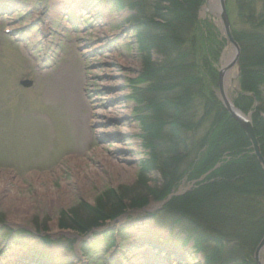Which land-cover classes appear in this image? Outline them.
Returning a JSON list of instances; mask_svg holds the SVG:
<instances>
[{"label": "rangeland", "instance_id": "374dc122", "mask_svg": "<svg viewBox=\"0 0 264 264\" xmlns=\"http://www.w3.org/2000/svg\"><path fill=\"white\" fill-rule=\"evenodd\" d=\"M121 1L125 10L111 7V0H0V264H200L198 256L187 259L181 250L173 247L176 241L170 243L169 236L162 230L158 234L153 229L150 215L159 208L165 209L171 199L184 196L181 192H187L191 183L185 178L177 181L173 174L166 175L167 178H163L169 181L166 185L175 186H169L167 199L156 204L147 198L150 190L165 192L162 174L168 173L170 166L166 169L162 163L170 155L156 154L154 161L148 159L151 151L144 148L138 137L140 127L132 117L133 86L128 83L136 78L145 81L146 72L150 74L160 67L166 69L168 61L177 63L173 46L186 50L184 45L175 43L178 23L174 25L172 0L160 3L158 10L162 18L151 21L159 31L149 33L153 43L148 46V59L145 55L144 59L139 57L132 34H127L123 27L128 26L129 4L140 3L144 8L142 16L148 19L157 1ZM206 1L191 18L194 25L204 22L209 35L206 43L215 52L209 67L211 71L201 68L200 77L206 79L211 89L217 70L227 65L230 70L227 96L238 101L241 96L251 99L252 110L240 111L252 124V115L257 111L260 115L264 104L252 93H241V64L252 66L250 70L260 73L264 66L258 58L264 52H251L247 57L251 61L241 62L243 46L237 42V36L264 33L254 28L264 0H225L235 48L226 41L225 27L215 4L208 7ZM209 1L216 3L217 0ZM260 29L264 31V25ZM6 31L13 34L4 35ZM203 48L204 44L200 52ZM236 48H239L238 53ZM193 57L194 53L189 61ZM253 61H256L254 65ZM25 79L33 81L32 88L23 89L18 85ZM225 79L224 74L226 85ZM199 81L198 87L206 88L200 85V78ZM261 92L260 99L264 100V85ZM143 97L157 105L161 103L154 100L167 99L164 94L155 97L152 92ZM246 102L249 104L248 100ZM169 110L170 117L173 111ZM141 111L145 116L144 124L161 119L157 116L154 120L145 109ZM174 119L176 121V116ZM174 125L179 129L176 123ZM206 129V126H198L196 130H181L180 137H188L191 148ZM239 130L249 144L240 155L250 154L253 160L243 165L246 171L233 173L231 180L235 184L250 180L254 172L249 170L254 164L257 170H264L244 130ZM253 132L264 159V146L254 128ZM260 135L264 134L260 132ZM143 141L152 142L148 137ZM205 143L203 139L201 144ZM170 163L174 166L175 162ZM192 182L195 185V181ZM207 184L209 188L216 186V183ZM207 195L208 199L198 202L200 205L218 204ZM142 199L149 202L142 211L134 212L136 202ZM17 202L23 206H17ZM113 210L125 213L116 218L117 222L110 220L112 223L107 222L104 227L113 231L116 241L115 248L108 251L109 243L103 241L106 233L95 232V236L87 237L80 233L84 232L81 229L89 223L88 219L91 223L95 216L105 220L116 214ZM74 213L81 226H77ZM65 221L71 222L73 227L61 229L60 222ZM5 227L14 232L27 229L33 235L40 234L35 237L39 240L48 236L54 244H40L38 240L25 237L17 238L18 244H7ZM121 228L124 235L119 232ZM77 234L81 236L78 242L69 245ZM263 239L264 236L260 242ZM259 243L249 253L250 263L254 261L252 256ZM24 252L29 257L24 258ZM241 253L245 251L237 255L241 257ZM238 256H221L218 263L233 264ZM260 259L264 264V247Z\"/></svg>", "mask_w": 264, "mask_h": 264}, {"label": "trees", "instance_id": "16d2710c", "mask_svg": "<svg viewBox=\"0 0 264 264\" xmlns=\"http://www.w3.org/2000/svg\"><path fill=\"white\" fill-rule=\"evenodd\" d=\"M156 1L153 9L154 13L149 16L151 18L146 19L145 15L134 19L139 50L145 55L146 59L149 58L148 46L153 43L149 33L159 31L157 25L152 24L151 21L162 18L159 15L160 8L158 7L164 0ZM117 2L120 4L119 0ZM201 2L202 0H183L181 3L179 0H172V13L175 16L174 25L178 23L177 33H174L175 43L176 46L184 45L186 50L183 51V54L175 53L177 58H179V64L168 61L166 62L168 63V66L165 67L166 69L160 67L149 72L150 74L146 72L145 81H140L147 82L150 85L144 89V93L152 92L155 97L159 94L167 96V99L163 97L164 102H161L159 98L154 100L160 102L161 105H157L155 102L151 104V102L148 103V100H146V106L154 113V120L157 116H160L161 119L159 121L156 119L148 125L142 124L143 130L146 131L149 137L165 145V147L160 146L161 151L159 154L170 155L167 157L168 162L167 159H164V163H162L166 169L170 166L168 168L169 172L162 174V179L167 178L166 175L173 174L174 178L177 177V181L181 178H185L188 182L195 181L194 188L182 197L171 199L169 204L164 207L163 213L173 220L175 228L181 230L180 234L185 237V240L181 242L184 246L193 239L197 252L206 254L211 247L219 248V253L214 249L211 254L206 256V264H212L214 260H217L220 250H227L235 256H238V252L245 251V253L240 255L242 260L249 258V253H252L254 246L264 236V175L261 170H257V166L255 167L254 164L250 170L248 169L250 173L254 172L249 181L241 182L240 180L238 184L232 182L233 173L235 175L242 170L246 171V167L243 165L253 160V156L250 157V154L245 157L240 155L242 151L248 148V141L244 135L239 134L240 127L229 117L213 93H210V97L201 99L196 95L192 87V85L198 84V79L202 73L201 68L206 72L211 71L209 67L213 61L212 55L215 54L206 43L209 40V35L205 31L204 22H197L194 25L191 20ZM257 19L254 28L263 33L264 31H261L260 28L264 25V8H262L261 14ZM241 34V37L237 36V42L239 44L242 43L241 46H243L241 62L251 61L247 58L251 52H264V33L250 34L253 37ZM202 44H204V48L200 52ZM173 49L178 50L174 46ZM193 53L194 57L191 61L194 62H191L189 61L191 58L190 54L193 55ZM258 59L261 60V66H264L262 64L264 54ZM255 62L251 63L254 65ZM250 67L252 68V66H243L241 64V93H252L258 101L264 104V100L260 99L261 86L264 85V79H262L264 78V70H260V73H258L256 70H250ZM180 77L184 78V82L178 84V78ZM174 92H177L178 95L175 96ZM246 97L241 96L239 101L233 100L235 106L245 113L252 110L250 106L251 99ZM246 100L249 101V104H247ZM174 104L176 107H174ZM262 106L261 116L257 115L258 111L252 115V125L255 133H257L259 142L264 146V135H260V132L264 134V105ZM169 109L173 111L170 117ZM174 116H176V121ZM174 123L178 125L179 129ZM198 126H206V132L203 137L193 141L194 146L189 148L188 137L182 136L181 138L180 132L181 130L187 132L192 128L196 130ZM229 132L233 134L231 135ZM235 133H237V136H235ZM203 139L204 141L206 140L204 145L201 144ZM147 145L149 147L151 143L148 142ZM244 153L246 154L247 151ZM150 155L152 160L158 157V155L153 153ZM169 161H174V166L171 163L169 164ZM176 161L179 164H176ZM217 165H219L218 168H215ZM226 174L231 176L228 177ZM202 177H204L203 180L197 182ZM217 178L218 181H216ZM167 181L168 179H163L164 193L148 190L147 198L152 199L151 201H154V203H161L171 191L169 186L175 187L170 184L167 186ZM207 183H216V186L209 188ZM207 194H210L218 203H208L212 211H217V214L209 220L206 219L209 212L203 213L202 209L188 201V199H195L197 202L202 203L201 201L208 199L205 198ZM210 195L207 196L211 198ZM214 199L211 198V201ZM142 200L136 202L133 210L144 208L149 202L146 199ZM190 208H195L196 211L193 212ZM115 212L116 214L113 216L109 215L105 220L95 216V221L91 223L92 220L88 219L89 223L85 227L82 226L81 230L88 232L96 227H101L107 221H115L117 217L125 213L124 210H113V213ZM73 215L76 216L75 213ZM76 217L77 226H81L78 223V215ZM218 218L221 219L220 222L217 221ZM70 227H73L71 222H60L61 229H69ZM76 229L77 227H75ZM233 230H235L234 233L231 232ZM210 238L213 243L203 244L206 239ZM251 262L254 264L253 261Z\"/></svg>", "mask_w": 264, "mask_h": 264}, {"label": "bare ground", "instance_id": "6f19581e", "mask_svg": "<svg viewBox=\"0 0 264 264\" xmlns=\"http://www.w3.org/2000/svg\"><path fill=\"white\" fill-rule=\"evenodd\" d=\"M181 3L183 2V0H179ZM206 5L207 4V1L206 0H204V1H202L201 3H200V5L198 6V9H199V7L202 5ZM215 4V6H216V8H217V13H218V9H219V4L218 3H215V2H213V1H209L208 0V7L209 6H211V5H214ZM204 5V6H205ZM225 7H226V4H225ZM197 9V10H198ZM174 52L175 53H177V54H183L184 52H183V50H180V49H178V50H174ZM177 54H175V58H176V64H179L180 63V61H178V59L179 58H177ZM191 55V57H192V54H190ZM225 66V65H224ZM223 67V66H222ZM229 75H230V70L228 71V73H227V75H226V85H225V90L226 89H229L228 88V85H227V83L229 82ZM183 77H180V78H178V84H181L182 82H184L183 81ZM200 80H201V84L200 85H206V88H201V87H198V84H199V79H198V84L197 85H192V87H193V89H194V91H195V93H196V95H198L201 99L202 98H207V97H210V93H213V95H215L217 98H218V96L220 95V90H219V85H218V80L215 78V80H214V82H213V84H214V87L213 88H211V89H213V90H211V89H209L208 88V85H207V82L205 81L206 79L205 78H202V77H200ZM208 88V89H207ZM215 89V90H214ZM240 118H242L243 117V114L241 113V112H239V114H237ZM243 124V123H242ZM241 128V127H240ZM261 172L262 173H264V170H261ZM191 191V190H190ZM188 201L192 204V205H194V206H196V207H198V208H200V209H202L203 210V213H208L209 212V214H207V216H206V219L207 220H209V219H211L214 215H216L217 214V211H212L211 210V207H210V205L207 203L206 204V206H203V205H200V203H198L197 202V200H195V199H188ZM157 204V203H156ZM188 204V203H187ZM16 205L17 206H19V207H22L23 206V204L21 205V202H17L16 203ZM188 207H190V206H188ZM145 208V207H144ZM144 208H141V209H139V211H142ZM193 212L194 211H196L195 210V208L193 209V208H190ZM123 217V216H122ZM121 218V217H120ZM217 221H221V219H217ZM96 229V231H101V232H103V233H107L108 232V230H106V229H103V227L101 226H99V227H96L95 228ZM82 231V230H81ZM110 232V231H109ZM213 243V240L210 238V239H206V241L203 243V244H208V243ZM213 249H216L217 251H218V253H219V248H217V247H214ZM197 252V250L195 249V247H194V249L190 252V255H191V257L195 254ZM220 255L222 256V257H227L228 255H232V256H235L234 254H230L229 253V251H225V250H220ZM238 259H234L232 262H233V264H248V263H250L249 261H248V259L247 258H245V259H243L242 260V257H237ZM248 262V263H247ZM250 264H252V263H250Z\"/></svg>", "mask_w": 264, "mask_h": 264}, {"label": "water", "instance_id": "95a60500", "mask_svg": "<svg viewBox=\"0 0 264 264\" xmlns=\"http://www.w3.org/2000/svg\"><path fill=\"white\" fill-rule=\"evenodd\" d=\"M216 3L219 4V9H218L219 11L217 14H219V17L221 18L223 25L225 27L226 38H227V40H229L230 43L234 44L232 42L231 32H230V29L228 26L229 24H228V19H227L226 12H225L224 0H217ZM236 53H238L237 48H236ZM227 69H228V67L226 69L219 71V90H220V97H221L222 103H223L224 107L226 108V110L234 118V120L240 125L241 129L244 130L247 138L249 139V141L251 143V147H252V150L254 152V155L256 156L257 160L262 164V166L264 168V159L260 155L259 146H258L256 137L254 135L253 128L251 127V123L249 121H247L246 119H244L243 118L244 116L242 118H240L237 115V114H239V111L234 109L232 107V105L225 98L224 87H223V75ZM29 85H30L29 83L24 84V86H29ZM244 120H246L247 122H245ZM263 247H264V239L259 243L257 249L255 250L254 258H255L257 264H263L259 261V254H260L261 249Z\"/></svg>", "mask_w": 264, "mask_h": 264}]
</instances>
